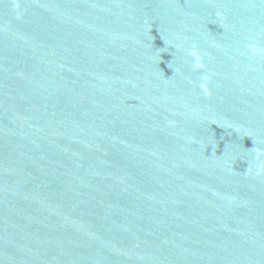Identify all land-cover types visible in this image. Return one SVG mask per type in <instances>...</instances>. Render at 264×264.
Segmentation results:
<instances>
[{
  "label": "water",
  "instance_id": "obj_1",
  "mask_svg": "<svg viewBox=\"0 0 264 264\" xmlns=\"http://www.w3.org/2000/svg\"><path fill=\"white\" fill-rule=\"evenodd\" d=\"M0 264H264V0H0Z\"/></svg>",
  "mask_w": 264,
  "mask_h": 264
}]
</instances>
